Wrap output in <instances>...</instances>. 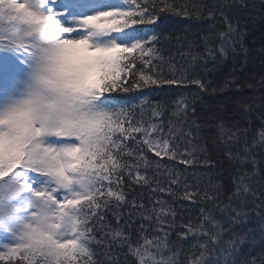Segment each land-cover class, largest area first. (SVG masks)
<instances>
[{
    "label": "snow or ice",
    "instance_id": "1",
    "mask_svg": "<svg viewBox=\"0 0 264 264\" xmlns=\"http://www.w3.org/2000/svg\"><path fill=\"white\" fill-rule=\"evenodd\" d=\"M0 264H264V0H0Z\"/></svg>",
    "mask_w": 264,
    "mask_h": 264
},
{
    "label": "trees",
    "instance_id": "2",
    "mask_svg": "<svg viewBox=\"0 0 264 264\" xmlns=\"http://www.w3.org/2000/svg\"><path fill=\"white\" fill-rule=\"evenodd\" d=\"M256 3H257V9H259V0H256ZM188 21L186 20H182L180 18H174L172 20H168L166 21L164 24H161L160 25V28L157 29V30H164V31H179L180 29L188 26ZM261 29L259 27V25H257V31L253 34L256 38L257 41L260 40L261 38ZM253 35H250L249 36V41L252 40L253 38ZM260 64H261V58H260V55L259 53H257L255 56H253L249 63H248V67L245 71V74L246 75H255V74H259L260 72ZM232 69V62H228L227 66L225 68H223L221 70V73L219 76H217L216 78L219 79V78H222L223 75H226L227 72L231 71ZM238 71V69H237ZM214 101H215V98L214 97H205V104L207 106H214ZM205 135H211L210 131L208 129H205V132H204Z\"/></svg>",
    "mask_w": 264,
    "mask_h": 264
}]
</instances>
